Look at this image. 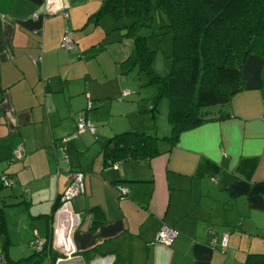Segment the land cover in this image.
Instances as JSON below:
<instances>
[{
  "label": "crops",
  "instance_id": "1",
  "mask_svg": "<svg viewBox=\"0 0 264 264\" xmlns=\"http://www.w3.org/2000/svg\"><path fill=\"white\" fill-rule=\"evenodd\" d=\"M65 1L67 21H34L43 0H0V176L14 182L0 184L8 257H29L35 241L50 240L72 171L83 172L86 185L72 201L81 264H246L264 254V60L247 58L245 87L221 107L225 118L162 143L151 160L107 164L111 138L133 130L116 126L112 108L131 92L120 80L109 85L117 62L100 43L108 16L96 17L105 0ZM66 31L70 50L62 46ZM80 119L94 132L73 137ZM163 224L177 238L151 244Z\"/></svg>",
  "mask_w": 264,
  "mask_h": 264
},
{
  "label": "trees",
  "instance_id": "2",
  "mask_svg": "<svg viewBox=\"0 0 264 264\" xmlns=\"http://www.w3.org/2000/svg\"><path fill=\"white\" fill-rule=\"evenodd\" d=\"M155 11L166 16L164 34L172 38V64L166 77L153 72L154 52L148 48L147 38L137 34L139 28L151 25ZM102 16L117 22L132 20L125 26V36L133 40L134 64L156 88L151 111L155 113L158 103L167 99L170 125V133L163 137L138 130L113 136L112 149H104L107 164L151 160L161 154L162 143L173 146L183 133L225 118L221 107L245 87L247 58L255 55L264 60V0H105L96 17ZM215 107L216 114L211 111ZM91 109L92 103L87 111ZM0 242L5 264H52L56 257L46 248L43 253L34 251L29 257L11 260L2 209ZM246 264H264V254L250 255Z\"/></svg>",
  "mask_w": 264,
  "mask_h": 264
},
{
  "label": "rangeland",
  "instance_id": "3",
  "mask_svg": "<svg viewBox=\"0 0 264 264\" xmlns=\"http://www.w3.org/2000/svg\"><path fill=\"white\" fill-rule=\"evenodd\" d=\"M131 22L132 20L128 18L117 22L110 16L100 22L104 33V38L100 42L102 50L107 48L108 50L103 52L110 54L108 58L111 60L110 56H112L117 62L115 73L112 74L111 72L110 74V77H114L116 80L113 83L110 81L109 85L120 86L122 82L126 86L125 89L132 93L120 101L122 106H119L117 101V105L113 104V122L117 127L122 124L128 125V128L124 129H135L158 137L167 136L170 133L168 123L169 102L167 99H163L158 103L156 112L151 111L153 108L152 99L157 92L156 88L150 85L148 76L139 71L134 64L132 55L133 40L125 36L127 31L125 26ZM167 22L166 16L161 11H155L151 25L143 26L137 30L139 36L147 38V46L150 51L154 52L152 68L153 72L159 77H166L172 64V38L170 35L164 34V26ZM106 61L107 58L102 63L104 64ZM102 67L105 68L106 65ZM216 108H211V111L215 114ZM119 111L122 116L117 114ZM10 254L12 255L11 251ZM12 256L17 259L15 255ZM44 264H48L47 261Z\"/></svg>",
  "mask_w": 264,
  "mask_h": 264
},
{
  "label": "built area",
  "instance_id": "4",
  "mask_svg": "<svg viewBox=\"0 0 264 264\" xmlns=\"http://www.w3.org/2000/svg\"><path fill=\"white\" fill-rule=\"evenodd\" d=\"M67 4L65 0H43V10L41 14H34L32 19L34 21L45 20L52 16L60 15L67 21L68 12ZM63 48L70 50L74 46L73 36L71 32L66 31L63 42ZM129 95L128 91H124L122 96ZM91 103H88L87 109H90ZM86 131L91 133L94 132L93 126L87 122L85 119H80L76 125V131L73 135H79ZM69 137L64 138L66 142ZM15 158H21V152L18 151L15 153ZM69 182L61 194L59 199V206L53 213L50 231L51 236L49 241H35L33 244L34 251L36 253H43L45 249H50L51 252L55 253L56 257L53 260L52 264H81L82 257L79 255L73 244V236L75 231L80 225V217L72 207V201L84 195L86 192L85 185V175L81 171H72L68 175ZM0 184L2 187L11 188L14 186V182L8 176H0ZM121 196L127 194V190L121 188L119 189ZM178 232L167 226L162 225L156 233L154 241L151 244L158 243L166 246H170L176 237ZM221 248L224 250L227 247V235H224L220 242ZM49 259V257H48ZM50 261V259H49ZM0 264H5L1 260Z\"/></svg>",
  "mask_w": 264,
  "mask_h": 264
},
{
  "label": "water",
  "instance_id": "5",
  "mask_svg": "<svg viewBox=\"0 0 264 264\" xmlns=\"http://www.w3.org/2000/svg\"><path fill=\"white\" fill-rule=\"evenodd\" d=\"M111 147H113V145Z\"/></svg>",
  "mask_w": 264,
  "mask_h": 264
}]
</instances>
